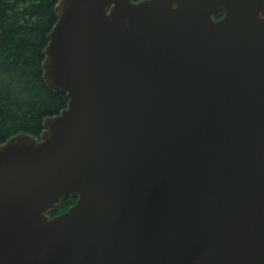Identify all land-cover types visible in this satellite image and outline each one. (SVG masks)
<instances>
[{
  "label": "water",
  "instance_id": "1",
  "mask_svg": "<svg viewBox=\"0 0 264 264\" xmlns=\"http://www.w3.org/2000/svg\"><path fill=\"white\" fill-rule=\"evenodd\" d=\"M54 10L66 106L0 143V264H264V0Z\"/></svg>",
  "mask_w": 264,
  "mask_h": 264
},
{
  "label": "trees",
  "instance_id": "2",
  "mask_svg": "<svg viewBox=\"0 0 264 264\" xmlns=\"http://www.w3.org/2000/svg\"><path fill=\"white\" fill-rule=\"evenodd\" d=\"M56 2L0 0V143L18 132L38 136L43 117L66 106V95L47 87L41 67ZM74 201L68 196L48 213L63 211Z\"/></svg>",
  "mask_w": 264,
  "mask_h": 264
}]
</instances>
